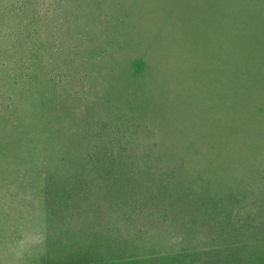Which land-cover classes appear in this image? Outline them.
<instances>
[{
	"label": "rangeland",
	"instance_id": "374dc122",
	"mask_svg": "<svg viewBox=\"0 0 264 264\" xmlns=\"http://www.w3.org/2000/svg\"><path fill=\"white\" fill-rule=\"evenodd\" d=\"M0 264H264V0H0Z\"/></svg>",
	"mask_w": 264,
	"mask_h": 264
}]
</instances>
